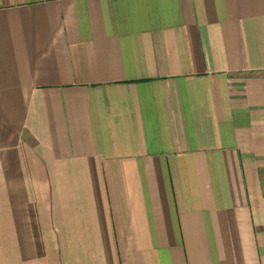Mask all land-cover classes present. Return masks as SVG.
<instances>
[{
    "label": "crops",
    "instance_id": "1",
    "mask_svg": "<svg viewBox=\"0 0 264 264\" xmlns=\"http://www.w3.org/2000/svg\"><path fill=\"white\" fill-rule=\"evenodd\" d=\"M0 264H264V0H0Z\"/></svg>",
    "mask_w": 264,
    "mask_h": 264
}]
</instances>
